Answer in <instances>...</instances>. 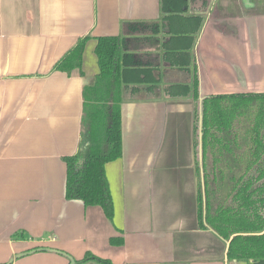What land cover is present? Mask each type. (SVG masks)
I'll list each match as a JSON object with an SVG mask.
<instances>
[{
  "label": "crops",
  "instance_id": "obj_1",
  "mask_svg": "<svg viewBox=\"0 0 264 264\" xmlns=\"http://www.w3.org/2000/svg\"><path fill=\"white\" fill-rule=\"evenodd\" d=\"M251 2L0 0V264H71L42 247L113 264H264L230 258V241L200 227L193 143L195 75L201 98L264 91L250 43L264 10ZM84 35L82 70H53ZM110 35L124 39L127 83L123 154L106 165L112 220L67 198L63 159L79 146L97 38Z\"/></svg>",
  "mask_w": 264,
  "mask_h": 264
},
{
  "label": "trees",
  "instance_id": "obj_2",
  "mask_svg": "<svg viewBox=\"0 0 264 264\" xmlns=\"http://www.w3.org/2000/svg\"><path fill=\"white\" fill-rule=\"evenodd\" d=\"M89 38L80 37L53 70L69 74L82 70ZM97 41L99 72L83 89L79 146L74 154L63 157L67 164L66 196L102 206L112 220L115 208L106 165L123 154L126 52L120 35L101 36ZM191 95L196 101L193 143L199 225L230 241V258L264 260V91L212 93L201 98L195 75ZM46 248L71 260L64 251ZM89 260L113 264L93 253L75 264Z\"/></svg>",
  "mask_w": 264,
  "mask_h": 264
},
{
  "label": "rangeland",
  "instance_id": "obj_3",
  "mask_svg": "<svg viewBox=\"0 0 264 264\" xmlns=\"http://www.w3.org/2000/svg\"><path fill=\"white\" fill-rule=\"evenodd\" d=\"M260 11L264 10V0H260ZM261 21L259 19H256L254 22V33H252V38L250 40V43L254 46L253 48V55L254 60L253 62L254 67H259V62L263 63L264 58V32H262L261 28ZM89 264H99L98 262H91Z\"/></svg>",
  "mask_w": 264,
  "mask_h": 264
},
{
  "label": "water",
  "instance_id": "obj_4",
  "mask_svg": "<svg viewBox=\"0 0 264 264\" xmlns=\"http://www.w3.org/2000/svg\"><path fill=\"white\" fill-rule=\"evenodd\" d=\"M245 1V3H246V5H252L253 3L251 2V0H244ZM47 248L46 247H42V248H40V250H46ZM36 250H38V249H36ZM29 252V251H28ZM28 252H24V253H21V254H19L18 256H21V255H25V254H27ZM76 263V261H75V259H73L72 257H71V264H75Z\"/></svg>",
  "mask_w": 264,
  "mask_h": 264
}]
</instances>
